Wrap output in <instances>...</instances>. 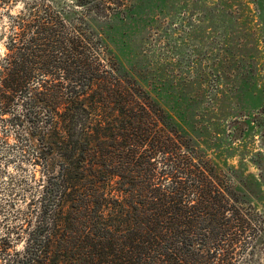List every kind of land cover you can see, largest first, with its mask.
<instances>
[{
	"label": "trees",
	"instance_id": "trees-1",
	"mask_svg": "<svg viewBox=\"0 0 264 264\" xmlns=\"http://www.w3.org/2000/svg\"><path fill=\"white\" fill-rule=\"evenodd\" d=\"M129 1L0 0V124L19 170L40 167L10 174L21 203L0 198V264L256 263L264 184L209 158L121 60Z\"/></svg>",
	"mask_w": 264,
	"mask_h": 264
},
{
	"label": "rangeland",
	"instance_id": "rangeland-1",
	"mask_svg": "<svg viewBox=\"0 0 264 264\" xmlns=\"http://www.w3.org/2000/svg\"><path fill=\"white\" fill-rule=\"evenodd\" d=\"M120 1L129 7V0ZM138 3L129 22L116 28L121 60L142 70L144 84L157 88L178 128L199 129L209 158L264 184V0ZM4 49L0 41L1 54ZM15 131L0 124V170L7 171L0 174V190L6 189L0 198L7 206L24 200L20 187L18 196L7 190L10 174L30 177L40 169L19 170ZM263 204H257L258 228ZM254 250L255 264H264V241Z\"/></svg>",
	"mask_w": 264,
	"mask_h": 264
}]
</instances>
